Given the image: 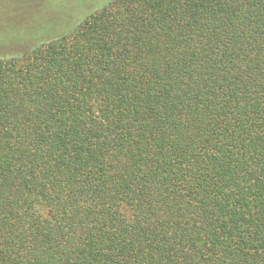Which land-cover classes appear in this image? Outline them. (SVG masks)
Wrapping results in <instances>:
<instances>
[{"label": "trees", "instance_id": "obj_1", "mask_svg": "<svg viewBox=\"0 0 264 264\" xmlns=\"http://www.w3.org/2000/svg\"><path fill=\"white\" fill-rule=\"evenodd\" d=\"M0 264H264V0H111L1 57Z\"/></svg>", "mask_w": 264, "mask_h": 264}, {"label": "rangeland", "instance_id": "obj_2", "mask_svg": "<svg viewBox=\"0 0 264 264\" xmlns=\"http://www.w3.org/2000/svg\"><path fill=\"white\" fill-rule=\"evenodd\" d=\"M111 0H0V58L70 34Z\"/></svg>", "mask_w": 264, "mask_h": 264}]
</instances>
